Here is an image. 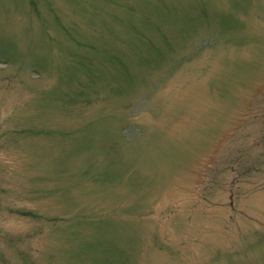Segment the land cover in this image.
<instances>
[{"label":"rangeland","instance_id":"1","mask_svg":"<svg viewBox=\"0 0 264 264\" xmlns=\"http://www.w3.org/2000/svg\"><path fill=\"white\" fill-rule=\"evenodd\" d=\"M0 264H264V0H0Z\"/></svg>","mask_w":264,"mask_h":264}]
</instances>
